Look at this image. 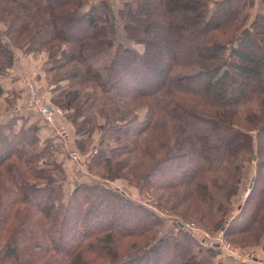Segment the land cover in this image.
Returning <instances> with one entry per match:
<instances>
[{"label":"trees","instance_id":"trees-1","mask_svg":"<svg viewBox=\"0 0 264 264\" xmlns=\"http://www.w3.org/2000/svg\"><path fill=\"white\" fill-rule=\"evenodd\" d=\"M255 2L0 0V74L10 69L13 45L46 52V102L71 123L79 163L88 172L85 181L74 180L64 191L69 154L53 137L41 140L36 122L25 124L33 113L44 120L39 111L26 103L23 114L9 110L16 96L5 97L0 264H142L147 258L213 264L205 254L213 256L217 248L203 247L195 232L181 226L186 214L166 205L171 196L175 203L192 199L197 222L222 229L224 238L264 249V95L249 86L250 79L260 85L264 78V13L246 11L253 4L264 10V0ZM148 9L158 17L148 16ZM157 33L163 35V53L172 55L163 62L152 61ZM110 50L108 65L91 64ZM73 55L83 69L69 66ZM146 77L159 78V84L137 88ZM91 149L96 153L88 154ZM254 154L255 175L242 198V171ZM175 167L186 176L172 173ZM171 186L185 191L168 192ZM149 197L174 215L175 231L139 201ZM233 198L243 201L231 215ZM117 206L128 212L131 226L146 219L135 229L100 221ZM159 249L166 259L159 258ZM167 253H174L171 262Z\"/></svg>","mask_w":264,"mask_h":264},{"label":"rangeland","instance_id":"rangeland-1","mask_svg":"<svg viewBox=\"0 0 264 264\" xmlns=\"http://www.w3.org/2000/svg\"><path fill=\"white\" fill-rule=\"evenodd\" d=\"M91 1H92V3H95V4L100 3L101 1H105V2L111 1V2H114L115 4H117L118 6H122L123 3H125L128 0H91ZM253 1H254V4H255L256 3L255 0H253ZM24 2L26 3L27 1H24ZM212 3L213 4H210V6H215L216 5L215 2H212ZM254 4L250 8L246 6L247 7L246 8V11H248L249 14H252V13H255V12L264 13V10H261V11L260 10H257L256 7H254ZM151 9H148L147 10V14H148V16L153 15V17H155V14L152 12ZM14 10L16 11V13L19 12L18 11L19 9H14ZM157 17H158V13H157V15H156L155 18H157ZM0 26H2V24H0ZM162 37H163L162 33L154 34V38H155L154 39L155 40V49L153 50V53H152V55H153L152 56V61L161 62L162 60L166 61L167 58L172 57L171 52H164L163 53L164 48L162 47L163 46V41H161L162 40ZM189 39H192V38H190V37L189 38H186V39L183 40V42L184 43H187V41H190ZM12 50H13L12 51L13 52V57H15V51L14 50H16V52H18V51L19 52H23V54H29V56H33V57H38V55H37L38 52H44L43 50H39V49L37 51H34V50L30 49L28 46L25 47L24 45L21 46V48L13 45ZM111 52H112V50L105 51V52H103L101 54H99V53L96 54L95 57L93 58V60L91 61V64H93L95 67H103L105 65H108V63L110 61V58H111ZM258 52H259V50L257 48H255L253 50L252 54L257 55ZM44 53H43V55H44ZM45 55H46V53H45ZM173 58H175V57L173 56ZM47 59L48 58H46V61H48ZM13 61H14V58H13ZM69 61H70V63H69L70 65L69 66H71V63H73V64L77 65V67L80 70L83 69V64L82 63L81 64L79 63V61L77 60L76 56L73 55L70 58ZM12 63H11V65H12ZM155 70H157V69H155ZM20 76H21V74H20ZM153 76H155V74H153ZM159 76H160L159 78H161L162 77V74H159ZM101 78H102V80L105 79V70L104 69L101 70ZM159 78L155 79L154 77H152V78H150V77L147 78L146 77V79H143V84H141L139 82L140 84H139V86H137V88H139V89H141L143 91L152 89V88H154L155 85L159 84V81H160ZM66 84H67V82L64 81V82H62L59 85H62V87H63V86H66ZM59 85H57L56 87H58ZM74 85H76V84H74ZM249 86H250V88H251L252 91L256 90L257 87L260 88L261 94L264 95V78L261 77V84L260 85H258V83H256V80L250 79ZM5 97H8V96L0 95V121H3L5 119V117H6V116H2L1 117V115L8 112V110H6L8 107H7V103H6L7 100H6ZM23 102L25 103V101H23ZM12 105L13 104H11L9 106V108ZM141 109H143V108H141ZM141 109L138 112L141 111L140 113L142 114L143 113V110H141ZM212 130H213V132H215L217 134V137H218L219 132H217L216 127H213L212 126ZM57 134L59 135L58 132H57ZM253 134H255V132H253ZM261 140H264V139L261 138ZM41 144H42V141H40L39 144H37L39 148L41 147ZM74 145H75L76 149L78 150L76 141H75ZM63 150L65 151V149H63ZM66 155H68V154H66ZM253 156L255 158H253ZM253 156H252L251 163L246 162L245 163V166L243 168V171H242V174L243 175H242V181H241V186H240V190L242 189L241 190L242 198H244V196L246 195V192H248V190L250 189L249 186H250V184H251V182H252V180L254 178V175H255L256 155L254 154ZM171 171H172V173L177 174L178 176H181L182 177V174H183V177L186 176V171H185V173H182V172L180 173V171L177 170V167L171 168ZM115 182H119V181H116L115 180ZM260 186H261V184H257L256 189H255V193L256 194L258 193V190H259L258 187H260ZM182 187L183 186H181V187L179 186V188H178L176 186V188H175V187H172L171 186V188L167 189V191L168 192H173L175 194V191H173V190H176L178 193H182L183 194V191H185V189H183ZM157 191L160 192V194H159L160 196L161 195L165 196V191L158 190V189H157ZM133 192L136 193L134 189H133ZM179 196H181V195H178L177 197H179ZM134 197H135V200H136V198H138L137 194H134ZM175 198L176 197H172L171 196V197H168V200H165V201L167 202L166 205L173 206V211L178 212V213H183V214L185 213L186 214V215H184L185 218H179V219H181V221H183V222H181L182 223L181 226H183L184 223L185 224L190 223L192 226H194L193 230L188 229V228L186 229L184 226L183 227H184V229H186V231L189 230V232H192V233L195 232L198 235V237H199L198 239H201V241H202V243L204 245L203 247L209 248L210 246H212L211 245L212 242L214 244H216V245H213V246H215L217 248V252L213 256L211 255V253H207L206 252V254H205V258H207L210 261H212L213 264H214V262L216 263L217 261L219 262L218 264H221V263L223 264L224 263L223 261H225V259L227 257L228 258H231V257L228 256V252L225 250V244L226 243L227 244H230L231 243V244L237 246L238 248H241V249H244V250L245 249L246 250H249L255 256L256 253L254 252V250H256L257 247H252V246H249V247L248 246H245V247L244 246H239L238 244H236V243H234L232 241V238H234V237H232V238L229 237V239H231V240L224 238L225 235H224V232L222 231V229H216L215 231H213V229H211L210 226H207L203 221L201 223L197 222V219H195V218H197V217L199 218L200 215L194 214V212H193L194 211L193 210L194 207H192V204H190V201H192V199H186V202H185V198H186L185 197L184 200L182 199L180 202H176L175 203ZM161 199H163V198L161 197ZM234 199L235 198H233L231 200V203L228 205V208L231 209V215L239 210L238 204L243 201L242 199L241 200L240 199H235L234 200ZM150 200H151V198H150ZM139 201L141 203H145V205H147L148 208L152 209L154 212H156L157 214H159L160 216H162L164 218L165 222H166L167 229H169L171 231L172 230L175 231L177 225H176V222H174L172 220V217L174 215L173 216L172 215L169 216V214L165 211V208L160 207V206H157L152 200L149 201V202H147L145 200V198H143V199H139ZM189 207H191V208H189ZM106 211H108V210H106ZM106 211H104V213ZM125 212H127V211H125V209H123L122 207L117 206L114 209L110 210V212H106L105 215L100 218V221L101 220H102L101 222H105V221H118L121 224L123 222V225L125 226V227H123L124 229H126V227L128 229L129 228L135 229L137 227V224H140L141 222H144L143 219H146V218L143 217V219H140L141 221H139L137 223H134L133 226H131L132 222H130V220H129L130 218H128L129 217L128 216V212L127 213H125ZM135 215H136L137 218H142L140 216H142L143 214H141V211H138V213L137 214L135 213ZM131 217H133V216H131ZM100 221H98V222L101 223ZM163 230H166V228L165 227H162V231ZM3 231L5 232V230H3ZM237 238L239 239V235H237ZM159 252H161L159 258L161 260L166 259V257H165L166 256V253L165 252H162V249H159ZM146 254H147V256L149 258H151L149 256V253H146ZM188 255H189V253H188ZM173 256H174V253H169V254L167 253V261L171 262L173 260ZM186 257L187 256H184V259ZM234 259H236V258L234 257ZM156 261H158V258L155 261L152 258L150 260L147 258L145 260V262L142 263V264H160V263H156ZM96 263L97 264H100V263H102V261L99 262L97 260ZM161 264H163V263H161Z\"/></svg>","mask_w":264,"mask_h":264},{"label":"crops","instance_id":"crops-1","mask_svg":"<svg viewBox=\"0 0 264 264\" xmlns=\"http://www.w3.org/2000/svg\"><path fill=\"white\" fill-rule=\"evenodd\" d=\"M15 51V57L12 65L10 66V69L4 73L0 74V85L3 87L4 95L11 97L16 96V98L13 101V105L9 108V110H18L17 112L19 114L25 113L27 110L24 109L25 103L23 102L25 100V92L26 91V81L22 79L23 72H26L27 75H29L30 81L34 82L37 86V90H43L41 92L44 93L46 86V71L49 68V60L46 61L47 54L45 55L44 52H38V57L29 56V54H23V52H16ZM44 53V55H43ZM21 74V76H20ZM48 90V89H47ZM49 93V91H48ZM45 94V93H44ZM46 96V94H45ZM28 97V94H27ZM26 101V100H25ZM23 102V103H22ZM6 113L2 114L4 116ZM34 115H30L26 121L27 123H34L36 122L38 125V137L41 138V140H44L46 137H53L54 141H56L59 144L60 150H63L65 147V141L67 139H73L74 143L76 141V137L72 135L71 131H73V127L71 123L66 124L62 121L61 116L58 118V120L64 125L66 134L62 135L59 133V135L56 133L57 130L54 131V127L48 123V125L44 122V120L39 117L36 113H33ZM20 120H18L19 126H20ZM58 137H57V136ZM68 137V138H67ZM71 137V138H69ZM64 151V150H63ZM66 153L68 154V151L65 149ZM65 154V153H63ZM63 154H61L63 156ZM71 158V157H70ZM63 165L66 173V179L67 184L63 186L64 191H70L72 188V183L74 180H78L79 182L85 181L87 179V171L85 169V165L83 166L81 163L74 161L72 158L63 160ZM66 187V188H65ZM256 253L255 256L257 259H254L253 261H239L237 259L232 258H226L225 261H223V264H264V249L262 248H256L254 250ZM230 257V256H229ZM256 260H259L256 261Z\"/></svg>","mask_w":264,"mask_h":264},{"label":"built area","instance_id":"built-area-1","mask_svg":"<svg viewBox=\"0 0 264 264\" xmlns=\"http://www.w3.org/2000/svg\"><path fill=\"white\" fill-rule=\"evenodd\" d=\"M23 73L24 74H22V79L23 81H26V91L28 94V97L25 101L26 105L30 106L32 109H36L37 111H39V113L43 116L44 120H46L47 123H50L54 127V130H57L58 133L62 135L66 134L64 125L58 120L59 111H57L55 108H51L48 105V103L46 102L45 94L37 90L34 82L30 81V76L27 75L26 72ZM65 149L68 151L69 157H71L76 162H80L82 158L81 153L76 149L73 139H67V141H65ZM91 152L96 153V150L91 149L87 153L89 154ZM183 226L186 229L188 228L191 230H193L194 228V226H192L190 223H184ZM211 245L216 244L212 242ZM225 250L228 252V256H234L237 260L240 261H253L254 259H257L249 250L238 248L237 246L231 243L225 244ZM256 261L259 262V260Z\"/></svg>","mask_w":264,"mask_h":264},{"label":"water","instance_id":"water-1","mask_svg":"<svg viewBox=\"0 0 264 264\" xmlns=\"http://www.w3.org/2000/svg\"><path fill=\"white\" fill-rule=\"evenodd\" d=\"M253 158H255L254 156H253ZM251 185V184H250Z\"/></svg>","mask_w":264,"mask_h":264}]
</instances>
